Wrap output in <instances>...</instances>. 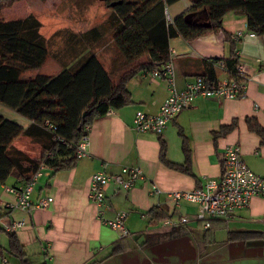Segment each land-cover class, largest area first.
Listing matches in <instances>:
<instances>
[{"label":"crops","instance_id":"0c3cea01","mask_svg":"<svg viewBox=\"0 0 264 264\" xmlns=\"http://www.w3.org/2000/svg\"><path fill=\"white\" fill-rule=\"evenodd\" d=\"M18 3L6 9L11 12L5 16L4 10L1 19L5 22L20 20L33 14L42 24L40 34L55 46L52 50L48 46L46 64L39 70L27 71L24 79L35 78L38 74L56 75L73 65V59L81 54L83 46L89 48L82 35L96 26L76 31L74 24L79 23L73 20L70 5L64 4L59 13L64 19L60 20L56 17V10L47 12V16L46 12L41 14L36 11L34 4L25 13L21 9H18L21 12L12 11ZM84 7H81L82 13L87 14L89 9ZM192 8L190 0L170 5L167 8L169 23L190 13ZM195 16L190 17L188 23H193ZM45 22L49 26L48 32L44 28ZM223 29L208 30L194 40L183 37L170 40L177 85L182 89L188 80L205 75L211 67L217 74L218 82L230 80L233 77L231 73L212 64L216 58H230L232 46L227 39L229 35L237 44L241 70L238 76L246 79L245 96L222 101L198 98L168 124L163 134L141 133L133 128L136 112L158 113L169 95V87L166 80L152 78L151 70L139 71L127 85L132 104L113 109V113L97 119L92 125L88 157L78 160L69 169L44 171L35 186L33 199L54 198L47 209L30 212L7 210L5 205L15 203L17 198L0 187V264H21L10 250L12 234L18 238L25 258L32 264H235L238 258L233 254L247 241L232 239L231 233L247 232L251 237L248 241L264 242L263 198H254L249 207L240 210L228 222L214 220L219 227H226L223 231L229 233V238L219 242L215 233L217 241L213 244H208V241L214 240L215 235L207 239L206 229L194 220L170 230L162 227L163 220H152L150 214L151 210H156L175 221L181 217L194 218L199 212L197 205L183 202L180 207L174 208L168 195L174 191L202 188L208 178L219 179L222 154L229 145H239L245 163L264 177V144L258 135L249 131L246 123L247 117H256L264 127V35L251 36L246 16L239 12H230L225 16ZM89 52L90 49L82 52L80 58ZM113 57V63L117 60L122 62L118 54ZM49 58L53 61L50 70L47 69ZM148 61L149 57L144 56L123 68L127 70L135 65H146ZM119 70L116 68L113 73H119ZM0 113L6 120L24 128L32 124L10 107L1 105ZM233 121L237 122V127L231 133L217 139L214 137V132ZM16 142L15 145L30 157L39 158L40 142H33L27 137H21ZM23 142L31 150L22 146ZM162 142L167 145L166 158L176 164L185 162L183 147L187 145L191 174L170 168L162 162ZM123 167H138L144 177L129 191H117L113 184L107 187L110 208L106 210V217L111 219L118 212L126 211V225L131 232L129 238H122L118 231L98 219V207L89 197L90 179L95 172L114 174ZM3 184L18 188L24 182L9 178ZM153 184L160 188V194H151ZM13 222H24L25 226L16 232H8L5 225ZM246 256L247 253H244L243 257L248 258ZM254 264L257 263L254 261Z\"/></svg>","mask_w":264,"mask_h":264},{"label":"trees","instance_id":"16d2710c","mask_svg":"<svg viewBox=\"0 0 264 264\" xmlns=\"http://www.w3.org/2000/svg\"><path fill=\"white\" fill-rule=\"evenodd\" d=\"M20 1L0 0V106L10 107L32 124L24 128L6 120L0 113L2 183L9 178L29 182L42 164L55 171L73 167L78 161L75 155L77 145L88 134L87 128L92 127L97 119L106 116L110 109L132 104L128 82L139 71L153 70L172 60L171 39L183 37L194 40L208 30L224 31L223 21L230 12L244 14L248 30L255 35H264V0H190L193 4L190 13L178 17L173 23L168 21L167 8L180 0H101L110 10V16L106 22L82 35L86 43L94 46L107 35H112L114 46L125 65L144 56L149 57L148 63L135 65L115 77L116 71L113 76L97 54L89 52L80 58L82 52L88 49L83 46L81 54H77L69 68L56 75L38 74L35 78L24 79L23 75L27 71L39 70L46 64L49 45L40 34L42 24L35 15L7 22L1 19L4 10ZM193 14L196 15L193 23H188L189 16ZM227 39L232 46L230 58H216L212 64L231 73V79L246 82V79L237 76L240 66L237 44L233 42L232 36L227 35ZM77 59L79 61L75 62ZM115 69L112 68V71ZM201 77L209 84L219 83L213 67ZM47 121L56 128L54 132L46 130ZM246 123L249 131L258 135L264 144V127L257 118L247 117ZM236 127L237 122L233 121L214 132V137L227 136ZM21 137L40 142L41 153L38 159H33L15 145ZM183 150L185 162L172 163L166 158L167 145L162 142L161 160L170 168L191 174V158L186 144ZM50 152L52 156L48 157ZM150 214L155 221L167 218L156 210H151ZM219 226L216 221H212L205 237L213 238ZM230 238L248 241L251 237L249 233L242 232L231 233ZM10 250L20 259L21 264H32L25 258L14 234L10 238Z\"/></svg>","mask_w":264,"mask_h":264},{"label":"built area","instance_id":"2783aa9c","mask_svg":"<svg viewBox=\"0 0 264 264\" xmlns=\"http://www.w3.org/2000/svg\"><path fill=\"white\" fill-rule=\"evenodd\" d=\"M254 36V33H250ZM242 36V33H239ZM152 78L166 80L169 87V95L156 114L137 111L133 120V128L137 132H151L161 135L168 124L174 120L182 111L189 108L198 98H214L218 101L240 99L245 96L246 82H239L234 79L225 80L219 83L209 84L205 78L198 76L188 80L185 86L180 89L176 81V70L173 61H169L150 71ZM241 73L240 67L238 74ZM110 109L107 114L113 113ZM46 130L54 132L56 128L47 121ZM91 127L87 128L88 134L82 138L76 148L78 160L88 157L90 146ZM63 142V140H61ZM52 156V152L48 157ZM222 174L219 179L208 178L204 187L190 191H174L168 197L174 208L181 206L183 202L195 204L199 212L194 218L181 217L179 220L167 218L162 221V227L175 229L182 227L193 220L202 224L204 229H209L214 220L226 222L235 218L236 214L247 207L254 198L264 199V177L255 173L245 163L242 156V149L239 145H229L225 148L221 160ZM46 169L52 167L42 164L39 170L33 175L29 182H24L21 187H4L7 192L16 195V202L5 205L7 210H22L30 212L33 209L45 210L54 201V198L33 199L35 186L43 176ZM144 174L138 167H123L118 173L110 174L106 171L95 172L90 179V200L98 207V219L112 230L118 231L122 238H129L131 232L126 225L128 213L120 211L114 218L106 217L108 204L106 189L113 184L117 191H129L135 187L138 180L143 179ZM162 191L153 184L151 194L157 195ZM264 222V215L262 217ZM24 222H13L5 225L8 232H16L24 228Z\"/></svg>","mask_w":264,"mask_h":264},{"label":"rangeland","instance_id":"374dc122","mask_svg":"<svg viewBox=\"0 0 264 264\" xmlns=\"http://www.w3.org/2000/svg\"><path fill=\"white\" fill-rule=\"evenodd\" d=\"M18 4L19 5L16 6L17 8L12 9V11L17 10L18 12H21L22 10V12L25 13V11H28V8H30V5L34 4L33 8L36 11H40L41 14L45 12L53 13L54 10H56V17L57 19H60V20L64 19V17L59 14L60 10L64 8V4L70 5V14L73 20L78 21L79 23L78 25L74 24L75 25L74 29L76 31H84V30H87V28H91L93 26H99L103 24L104 22H106V20L110 16V10L101 0H67V2L66 0H24L23 2L18 3ZM82 6L83 7L85 6L89 9L87 14L82 13V9H81ZM18 9H21V10H18ZM8 12H11V11L5 10V12L3 13V16L9 14ZM49 13L45 15L48 16ZM44 28L47 32L49 31V26L47 22H45ZM52 43L50 44L48 42V45L51 50L55 48L54 44ZM58 46L59 45H57L56 48H58ZM88 49H90V52H98L97 54L101 62L105 65V67H108V68L110 67L108 70L112 71V68L114 67L120 68L119 73L116 72L114 74L112 71V75L114 74L115 77H119V75L122 74L126 70V68L125 69L123 68L127 66L124 64V62L117 60L116 63L115 62L113 63V60L115 58L113 56L118 54V56L120 57V54H119V51L114 46L112 35H107L102 43H97V44H94V46H89ZM78 61L79 59H77L75 62H78ZM50 63H53V61H51V59L49 58V62H48L49 65H47L48 70H50V66H51ZM16 143L18 144V142ZM21 145L22 146L24 145V147H27V149L31 150V147L28 144L23 142L21 143ZM228 229L232 230V228H228ZM223 230H226V227L224 225L216 228V230L214 231L215 233H217V239L219 240V242L223 239H225L226 241L229 238V233H225V231ZM216 241L217 240H216V235H215L214 240L210 242L211 244H213ZM255 242L256 241H247V242L242 243L241 247H239L241 249H239L237 253L233 254L235 258H238L235 261V264H242V263L243 264H254V261L257 264H264V245H254ZM208 244H209V241H208ZM244 253H247L246 257L248 258L243 257ZM251 256H254V257L258 256L259 258L258 259L251 258ZM225 258L227 257L225 256Z\"/></svg>","mask_w":264,"mask_h":264},{"label":"water","instance_id":"95a60500","mask_svg":"<svg viewBox=\"0 0 264 264\" xmlns=\"http://www.w3.org/2000/svg\"><path fill=\"white\" fill-rule=\"evenodd\" d=\"M116 5L117 4H112V6H116ZM193 16H194V14L191 15V16H189V17H193ZM254 245H264V242H262V241H256Z\"/></svg>","mask_w":264,"mask_h":264}]
</instances>
